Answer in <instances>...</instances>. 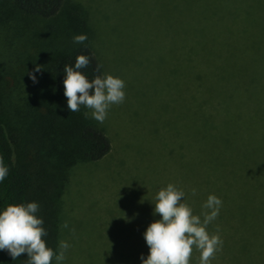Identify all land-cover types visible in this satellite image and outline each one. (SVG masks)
<instances>
[{
  "label": "rangeland",
  "instance_id": "obj_1",
  "mask_svg": "<svg viewBox=\"0 0 264 264\" xmlns=\"http://www.w3.org/2000/svg\"><path fill=\"white\" fill-rule=\"evenodd\" d=\"M75 1L88 12L103 73L124 81L125 96L110 105L103 123L94 120L109 137L110 150L70 171L59 218V238L69 247L60 264H107L106 254L147 249L142 232L159 218L151 202L167 183L183 190L194 214L206 189H239L248 183V169H201L198 164L200 118L188 64L195 61L198 70V61L223 58L228 68L243 69L240 84L248 87L252 81L256 90H264V25L250 29L237 17L212 18L213 0ZM232 1L233 6L245 4ZM41 28H34L40 31L38 37L32 34L35 43L51 36V27ZM210 29L228 37L232 30L234 37L211 41ZM235 30L250 37L256 32L257 48L240 42ZM25 34L11 1L0 0V108L20 135L19 155L31 51L22 42ZM229 196L235 200L232 191ZM65 222L68 226L62 228Z\"/></svg>",
  "mask_w": 264,
  "mask_h": 264
},
{
  "label": "trees",
  "instance_id": "obj_2",
  "mask_svg": "<svg viewBox=\"0 0 264 264\" xmlns=\"http://www.w3.org/2000/svg\"><path fill=\"white\" fill-rule=\"evenodd\" d=\"M10 1L22 16V31L26 32L22 42L31 49L26 56L27 67L32 71L34 65H39L41 69L33 72L35 82L28 77L26 96L22 99V155L17 149L20 135L0 108V161L9 167L8 175L0 181V207L36 201L37 215L43 219L47 232L42 238L55 253L60 241L62 194L72 167L97 161L110 150L109 137L93 119L82 115L86 111L82 105L78 111L67 110L62 92V68L64 64L74 63L77 54L89 57V63L80 69L87 79L101 75L103 68L92 45L93 25L81 3L75 0ZM213 1L212 18L237 17L250 29L254 24L264 25V0H244V6L237 0L235 6L232 0ZM39 24L40 29L42 24V27H51L52 32L50 37L43 34L47 41L35 43L32 34L38 37L40 31L34 28ZM208 32L211 41L234 37L232 30L228 32L230 37L221 35L218 29ZM80 33L87 39L74 43L72 36ZM247 34L237 31L236 37L242 43L247 41L245 45L259 44L256 32L251 37ZM222 61H198V70L194 69L195 61L194 65L191 61L188 64L193 73V95L196 94L197 117L200 118L198 164L201 169H248V183L241 188L221 186L202 193V202L210 193L221 200L218 215L206 226L210 234L215 232L222 240L210 264H264V90H256L257 85L252 81L248 87L240 84L241 66L230 69L223 58ZM237 190L241 199H237ZM229 191L235 200H228ZM201 205L197 215L202 211ZM141 254L146 255L147 249L138 247L132 254L122 251L106 254L104 258L108 259L107 264H114L109 258L118 264H140ZM25 255L21 253L12 260L5 250H0V264H26ZM189 264H199V251L194 247Z\"/></svg>",
  "mask_w": 264,
  "mask_h": 264
},
{
  "label": "clouds",
  "instance_id": "obj_3",
  "mask_svg": "<svg viewBox=\"0 0 264 264\" xmlns=\"http://www.w3.org/2000/svg\"><path fill=\"white\" fill-rule=\"evenodd\" d=\"M86 39L83 33L72 36L74 43H83ZM88 63L87 55L77 54L74 63L63 65L62 92L68 111H78L82 105L86 109L82 113L85 118L103 123L110 105L123 102L124 81L109 73L89 80L80 71ZM40 69L39 65H34L28 72L29 79L35 82L33 72ZM8 173V165L0 161V181ZM191 191L195 193L194 188ZM183 198V190L173 183H167L155 192L152 213H158L159 218L149 222L142 232L147 254H141L140 264H189L193 247L199 251V264H210V258L220 250L222 240L215 232L210 234L206 226L218 215L221 200L208 194L197 215ZM38 209L34 200L0 207V250H5L12 260L21 253L26 254V264H50L53 258L56 264H60L69 244L60 240L55 253L46 246L42 237L47 232L43 219L37 215ZM67 226L66 222L61 225L62 228Z\"/></svg>",
  "mask_w": 264,
  "mask_h": 264
}]
</instances>
